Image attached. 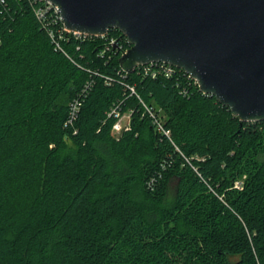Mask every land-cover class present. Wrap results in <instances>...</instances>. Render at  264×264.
<instances>
[{
    "label": "trees",
    "instance_id": "obj_1",
    "mask_svg": "<svg viewBox=\"0 0 264 264\" xmlns=\"http://www.w3.org/2000/svg\"><path fill=\"white\" fill-rule=\"evenodd\" d=\"M34 7L0 0V264H264V121L125 74L116 29L56 47Z\"/></svg>",
    "mask_w": 264,
    "mask_h": 264
},
{
    "label": "water",
    "instance_id": "obj_2",
    "mask_svg": "<svg viewBox=\"0 0 264 264\" xmlns=\"http://www.w3.org/2000/svg\"><path fill=\"white\" fill-rule=\"evenodd\" d=\"M64 28L98 37L116 29L125 74L163 62L185 71L240 122L264 121V0H47Z\"/></svg>",
    "mask_w": 264,
    "mask_h": 264
},
{
    "label": "built area",
    "instance_id": "obj_3",
    "mask_svg": "<svg viewBox=\"0 0 264 264\" xmlns=\"http://www.w3.org/2000/svg\"><path fill=\"white\" fill-rule=\"evenodd\" d=\"M32 2L34 7V14L36 18L39 20V22L47 29V32L51 38V40L55 43V46L58 47L57 40L62 39L63 35L65 34H72L73 36H86L81 35L75 32L68 31L64 28V25L62 23L61 16L59 14L58 8L51 4L47 0H29ZM106 35V34H105ZM105 35L98 36V37H104ZM91 37V36H90ZM117 41L114 38H110L105 43V48L103 51H106L110 49L111 46H116ZM121 49V46L117 48V51ZM101 51V54L102 52ZM125 50H123L120 54L124 53ZM136 72L140 73L143 76H150L151 78H157V77H163L166 80H170L175 89L178 91V94H180L183 97H188L190 93V83L192 81L193 84L197 85V82L192 79L185 71L175 68L171 66L170 64H166L163 62H153L146 65H140L136 68ZM88 85L85 86V89ZM199 89V87H198ZM131 93L134 92L133 88H130ZM84 90L82 91V94L76 98H74L69 103V113H68V119L67 124H71L79 111V107L81 105V100L84 94ZM136 95V94H135ZM138 98V96L136 95ZM139 99V98H138ZM140 103L142 104V107L145 110V113L149 117L152 126L154 127V130L156 133H162L164 136H169V130L166 129L163 125L162 119L160 117L159 111L155 112L152 108L145 105L141 100L139 99ZM132 109H128L124 112L120 111L119 104L113 105L109 112L107 113V116L114 117L115 122L112 126V131L115 134L121 133L123 131H128L130 129V120H131V114Z\"/></svg>",
    "mask_w": 264,
    "mask_h": 264
}]
</instances>
